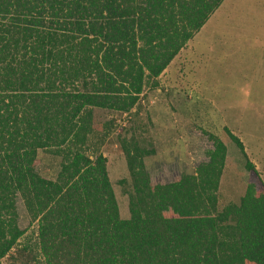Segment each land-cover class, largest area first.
Listing matches in <instances>:
<instances>
[{
  "label": "trees",
  "instance_id": "16d2710c",
  "mask_svg": "<svg viewBox=\"0 0 264 264\" xmlns=\"http://www.w3.org/2000/svg\"><path fill=\"white\" fill-rule=\"evenodd\" d=\"M221 2L0 0V259L23 233L18 196L42 264H264V197L247 186L216 210L225 146L213 134L192 174L153 186L152 150L121 139L126 218L106 158L86 153L93 110L132 109ZM37 150L59 156L53 179L34 170Z\"/></svg>",
  "mask_w": 264,
  "mask_h": 264
},
{
  "label": "rangeland",
  "instance_id": "374dc122",
  "mask_svg": "<svg viewBox=\"0 0 264 264\" xmlns=\"http://www.w3.org/2000/svg\"><path fill=\"white\" fill-rule=\"evenodd\" d=\"M145 86L128 112L93 110V131L87 154L100 152L119 216L126 218L130 180L120 140L135 141L152 152L143 157L150 186L192 174L211 149L206 134L225 146L216 192V210L237 203L247 186L264 197V0H222L203 25L179 49L156 78ZM242 143L256 174L223 131ZM59 156L37 150L34 170L53 179ZM123 179L124 183H119ZM17 227L22 235L6 259L12 264H42L36 248V222L16 198ZM165 216H171L168 208ZM5 259L2 261L4 262Z\"/></svg>",
  "mask_w": 264,
  "mask_h": 264
},
{
  "label": "built area",
  "instance_id": "2783aa9c",
  "mask_svg": "<svg viewBox=\"0 0 264 264\" xmlns=\"http://www.w3.org/2000/svg\"><path fill=\"white\" fill-rule=\"evenodd\" d=\"M126 113V112H124ZM12 248L0 259V264H9V262L6 261V259L12 254ZM5 259L4 262H2Z\"/></svg>",
  "mask_w": 264,
  "mask_h": 264
},
{
  "label": "crops",
  "instance_id": "0c3cea01",
  "mask_svg": "<svg viewBox=\"0 0 264 264\" xmlns=\"http://www.w3.org/2000/svg\"><path fill=\"white\" fill-rule=\"evenodd\" d=\"M169 64V63H168Z\"/></svg>",
  "mask_w": 264,
  "mask_h": 264
}]
</instances>
